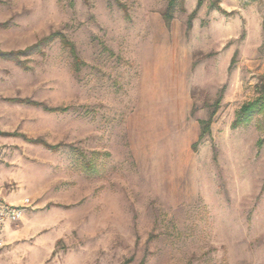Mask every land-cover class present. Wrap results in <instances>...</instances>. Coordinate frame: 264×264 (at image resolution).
Returning a JSON list of instances; mask_svg holds the SVG:
<instances>
[{
    "label": "rangeland",
    "instance_id": "374dc122",
    "mask_svg": "<svg viewBox=\"0 0 264 264\" xmlns=\"http://www.w3.org/2000/svg\"><path fill=\"white\" fill-rule=\"evenodd\" d=\"M168 1L0 0V264H264V0Z\"/></svg>",
    "mask_w": 264,
    "mask_h": 264
},
{
    "label": "trees",
    "instance_id": "16d2710c",
    "mask_svg": "<svg viewBox=\"0 0 264 264\" xmlns=\"http://www.w3.org/2000/svg\"><path fill=\"white\" fill-rule=\"evenodd\" d=\"M175 0H169L168 1V5H167V9H166V12L164 13V18L166 21H168V19L171 17V14L169 13V10L171 8V6L173 5ZM200 1V0H199ZM51 35L50 36H46V37H43L42 39L38 40L35 44L31 45V46H28L25 48V51L27 52H30L32 51L33 49H37L39 47V44L46 40V39H50ZM11 54V52H5V53H2L1 55H5V56H9ZM17 100V99H15ZM219 101H220V98L218 97L215 101H214V106L217 107L218 104H219ZM29 103L31 104H34V105H38V103L36 102H31V101H28ZM45 109H48V110H51V111H54L56 110L55 108H45ZM214 114V110L209 114V117L205 120H199V127H200V130H199V134H198V138L196 140L195 143H197V141L199 139H201L202 137H204L205 135L209 134V131H210V123H211V117L213 116ZM261 114L263 117H264V75L261 77V80L256 88V95L254 98L246 101V102H243L240 107L238 108V110L236 111L235 115H234V118L231 122V126L232 127H238V126H241V125H244L246 123H248L252 117H254L255 115H259ZM4 134L6 135H16V133H10V132H4ZM34 142H39L41 143L40 140H36L34 139L33 140ZM262 141L259 140L258 143L260 144ZM44 145H47L46 143L42 142ZM48 146V145H47Z\"/></svg>",
    "mask_w": 264,
    "mask_h": 264
},
{
    "label": "built area",
    "instance_id": "2783aa9c",
    "mask_svg": "<svg viewBox=\"0 0 264 264\" xmlns=\"http://www.w3.org/2000/svg\"><path fill=\"white\" fill-rule=\"evenodd\" d=\"M30 206L29 198L24 197L18 203L0 199V248L3 247V230L9 224L21 221L26 209Z\"/></svg>",
    "mask_w": 264,
    "mask_h": 264
},
{
    "label": "crops",
    "instance_id": "0c3cea01",
    "mask_svg": "<svg viewBox=\"0 0 264 264\" xmlns=\"http://www.w3.org/2000/svg\"><path fill=\"white\" fill-rule=\"evenodd\" d=\"M8 202H11V203H16V201H15V200H14V201L10 200V201H8ZM24 217H25V214H24V216H23L22 220L24 219ZM11 225H13V224H9V225L7 226V228H8V227H10Z\"/></svg>",
    "mask_w": 264,
    "mask_h": 264
}]
</instances>
